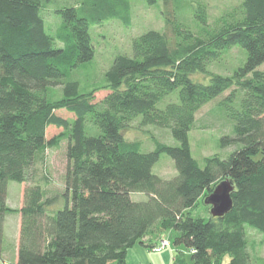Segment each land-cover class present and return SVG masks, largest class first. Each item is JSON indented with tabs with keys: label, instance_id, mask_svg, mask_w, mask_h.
Wrapping results in <instances>:
<instances>
[{
	"label": "trees",
	"instance_id": "trees-1",
	"mask_svg": "<svg viewBox=\"0 0 264 264\" xmlns=\"http://www.w3.org/2000/svg\"><path fill=\"white\" fill-rule=\"evenodd\" d=\"M163 3L165 30L136 37L132 54L115 57L106 83L82 92L76 72L95 55L91 23H128L129 0L59 8L55 35L47 32L41 0H0V256L6 216L19 212L18 264H129L132 247L165 231L190 253V263L178 252L173 264H222L227 255L229 264H253L247 228L264 233V0H240L215 27L202 0ZM234 47L246 58L230 75L209 69ZM101 90L107 94L97 99ZM228 90L219 105L234 124L221 144L234 148L200 164L189 132L198 111ZM62 109L74 118L59 115ZM138 120L169 130L177 144L154 139L144 150L125 135ZM51 125L62 131L48 139ZM63 140L62 205L32 184L23 207H9V182L31 181L45 150ZM162 154L174 160L176 176L153 172ZM227 178L235 184L233 207L214 217L205 198ZM202 204L207 216L197 211Z\"/></svg>",
	"mask_w": 264,
	"mask_h": 264
},
{
	"label": "rangeland",
	"instance_id": "rangeland-1",
	"mask_svg": "<svg viewBox=\"0 0 264 264\" xmlns=\"http://www.w3.org/2000/svg\"><path fill=\"white\" fill-rule=\"evenodd\" d=\"M41 1V14L45 20L47 32L52 35L56 34L62 24V18L57 13V10L65 6H77L82 3V0ZM202 1L207 3V7L210 10V25L212 27L218 26L219 23L222 24L219 19L227 15L240 2V0ZM129 2L130 21L128 23L115 17L99 23H91L90 30L95 47V55L90 62L81 65L76 72V79L79 81L82 92L106 83L105 73L110 68L115 57L119 54H132V43L136 37L150 29L162 32L165 30L164 10H166V7L163 0H156L154 3H150L149 0H129ZM169 11L171 12L172 10L169 9ZM191 15L187 13L184 18L188 23L195 26ZM61 45L62 43H57V46ZM245 58L246 50L242 47H234L223 56L220 62L213 63L209 69L215 73L230 75ZM206 81H209V79L207 78ZM57 89L59 91L61 87H57ZM230 92L228 90L216 100L204 105L196 115L194 128L189 132V140L193 157L200 164L204 163L206 157L212 155L220 154L225 157L234 148V146L225 148L226 145L223 146L221 144V139L224 135H232V125L234 124V121L227 114V107L223 104L219 105L220 101L229 95ZM58 94L60 95L61 93ZM106 94V90L98 91L97 99H102ZM57 113L66 118H74V115L65 109L57 110ZM139 123V120L134 122L125 131V135L130 140L141 141L144 150L154 148V139L169 144H177L169 130L167 131L153 125L142 126ZM61 131V127L51 125L46 130L47 138L50 139L61 133ZM67 144V140H63L59 146L48 147L45 150L43 158L35 166V175L31 181L25 183L9 182L8 196L10 204L16 207L15 205L19 204L23 188L26 189L32 184H39L46 191L47 197L57 195L59 198L58 204L62 205L61 200L64 202L65 196L61 195L65 191V174L68 165ZM153 172L164 178H172L178 174L174 160L167 154L161 155L159 161L153 167ZM144 197H146L144 194H135L133 199L138 200ZM197 211L202 215H208L203 204L199 206ZM8 230L10 229L8 228ZM247 237L252 252L253 264H263L264 233L248 226ZM171 242L176 254L180 249L185 248L182 245H175L173 238H171ZM169 248L167 247L165 252H168ZM185 257L187 262L190 263V254L188 252H185ZM229 261L230 257L227 255L223 258L222 264H229Z\"/></svg>",
	"mask_w": 264,
	"mask_h": 264
},
{
	"label": "crops",
	"instance_id": "crops-1",
	"mask_svg": "<svg viewBox=\"0 0 264 264\" xmlns=\"http://www.w3.org/2000/svg\"><path fill=\"white\" fill-rule=\"evenodd\" d=\"M25 188L22 190L19 204L13 206L10 204V198H7V204L12 208H21L24 205ZM24 191V192H23ZM21 214L19 212L8 213L4 224V249L0 256V264H18L19 245L21 236ZM8 228L10 230H8ZM163 233V234H162ZM159 235L149 236L146 245L137 244L128 251L127 262L129 264H173L176 256L174 248L169 246L168 252L163 248L161 251H155L154 248L159 246V237L167 236L168 232H162ZM160 242V241H159ZM178 252H188L185 248ZM189 253V252H188ZM190 254V253H189Z\"/></svg>",
	"mask_w": 264,
	"mask_h": 264
},
{
	"label": "water",
	"instance_id": "water-1",
	"mask_svg": "<svg viewBox=\"0 0 264 264\" xmlns=\"http://www.w3.org/2000/svg\"><path fill=\"white\" fill-rule=\"evenodd\" d=\"M235 191L234 181L227 178L220 181L214 190L205 198V203L211 206L214 217H221L233 207L232 193Z\"/></svg>",
	"mask_w": 264,
	"mask_h": 264
},
{
	"label": "built area",
	"instance_id": "built-area-1",
	"mask_svg": "<svg viewBox=\"0 0 264 264\" xmlns=\"http://www.w3.org/2000/svg\"><path fill=\"white\" fill-rule=\"evenodd\" d=\"M171 246V240L168 236H164L159 243V246L155 247V251H161L165 247Z\"/></svg>",
	"mask_w": 264,
	"mask_h": 264
}]
</instances>
